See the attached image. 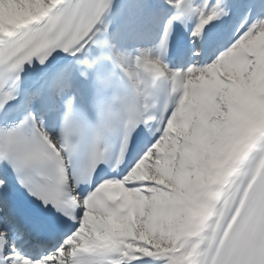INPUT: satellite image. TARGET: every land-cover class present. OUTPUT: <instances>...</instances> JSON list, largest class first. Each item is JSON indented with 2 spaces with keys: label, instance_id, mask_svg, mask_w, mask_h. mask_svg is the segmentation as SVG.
<instances>
[{
  "label": "snow or ice",
  "instance_id": "6c2138e0",
  "mask_svg": "<svg viewBox=\"0 0 264 264\" xmlns=\"http://www.w3.org/2000/svg\"><path fill=\"white\" fill-rule=\"evenodd\" d=\"M0 264H264V0H0Z\"/></svg>",
  "mask_w": 264,
  "mask_h": 264
}]
</instances>
